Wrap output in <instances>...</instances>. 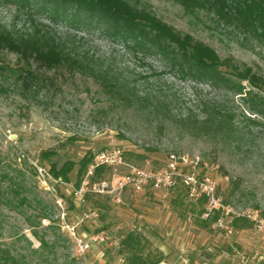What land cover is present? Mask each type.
Returning a JSON list of instances; mask_svg holds the SVG:
<instances>
[{"label": "rangeland", "instance_id": "374dc122", "mask_svg": "<svg viewBox=\"0 0 264 264\" xmlns=\"http://www.w3.org/2000/svg\"><path fill=\"white\" fill-rule=\"evenodd\" d=\"M126 1L181 37L210 47L233 67L198 66L153 33L145 38L137 28L62 0H0V25L15 31L37 25L54 34L91 65L121 79L129 98L125 102L108 92L100 78L67 68L45 71L33 63L36 80L26 87L14 75L0 78V251L13 264H120L118 259L126 258L122 240L136 234L143 253L158 264H264V237L249 219L236 217L264 218V37L233 7L227 16L202 10L195 19L172 0ZM2 59L12 69L22 66L13 54ZM245 68L258 84L236 76ZM145 95L152 102L137 98ZM157 100L166 108L156 110ZM213 108L234 118L231 132L221 135L214 124L202 126ZM186 116L191 119L184 121ZM114 148L141 168H164L169 154L198 156L215 165L218 194L234 212L232 226L240 218L250 228L233 226L227 236L214 220L204 226L200 206L189 200L174 205L171 193L126 191L113 202L112 196L91 191L92 184L111 177L108 170L89 176L92 162L79 185L87 190L80 206L73 192L79 166L68 182L50 173L51 165L60 168ZM94 201L107 209L94 207ZM88 210H96L98 219L78 232L104 229L111 240L78 259L64 225L77 223Z\"/></svg>", "mask_w": 264, "mask_h": 264}, {"label": "trees", "instance_id": "16d2710c", "mask_svg": "<svg viewBox=\"0 0 264 264\" xmlns=\"http://www.w3.org/2000/svg\"><path fill=\"white\" fill-rule=\"evenodd\" d=\"M75 4L89 12L99 11L105 15L109 20L120 22L126 28H137L140 34L147 38L148 33H153L155 37H159L176 45L185 56H188L196 65L201 67H233L226 62L219 60L216 52L201 43H194L189 36L181 37L171 27L158 20L154 15L145 11L137 10L132 7L126 0H62ZM184 11V14L190 18L198 19V13L202 10L217 9L219 13L227 16L230 8H234L235 12L246 13L253 25L255 26L254 33H259L258 37H264V0H172ZM34 23V21H31ZM258 29H261L259 32ZM5 53L13 54L22 62L21 67H11L5 65L2 56ZM33 63L41 67L45 71L57 70L59 68H67L70 73H79L89 75L93 78H100L103 81L102 87L106 88L108 92L114 93L125 102L129 100L122 93L127 85L121 79L115 78L109 74L108 71L99 67L91 65L86 60L84 55H79L75 46H67L60 38L54 34L43 30L41 27L35 25L28 31H15L14 29L0 25V78H5L14 75L16 81H21V84L30 86L36 80ZM235 70H238L235 68ZM241 80H247L252 84H258L255 74L250 68L238 71L235 73ZM133 90V88H131ZM139 98L142 103L152 102L149 95ZM129 102V101H128ZM140 102V103H141ZM163 102L157 100L154 103L155 109L159 106L166 108ZM153 104V103H152ZM191 118L186 116L184 121H189ZM196 119V117H195ZM204 128L216 125V130L221 134L231 132L235 128L234 118L229 113H223L217 108H213L211 113H206L201 122ZM137 159H143L141 155H134ZM93 155L87 153L78 163L72 161L64 162L60 168L51 165L50 173L56 179H61L68 182V175L73 171L75 166H79L77 175L78 179L75 182L76 189L79 188L82 177L92 162ZM105 171L104 168H97L94 171L95 176L101 175ZM174 198L171 200L172 204L182 206L187 200L185 191L178 188L171 192ZM85 199L87 197L85 196ZM191 203V202H190ZM194 204V203H192ZM200 206L202 201L197 204ZM94 207L107 209L100 201H94ZM199 210V212H200ZM101 219H103L101 217ZM215 220V217L209 220H204L203 225L207 226L210 222ZM234 228L249 229L250 222L246 219H235L233 222ZM121 248L126 253V264H158L160 261L152 259L149 255L144 254V245L142 239L136 234L127 235L121 242ZM13 260L8 254L0 251V263L13 264Z\"/></svg>", "mask_w": 264, "mask_h": 264}, {"label": "built area", "instance_id": "2783aa9c", "mask_svg": "<svg viewBox=\"0 0 264 264\" xmlns=\"http://www.w3.org/2000/svg\"><path fill=\"white\" fill-rule=\"evenodd\" d=\"M120 148L104 150L93 156L88 175L92 176L95 169L104 168L110 171L108 180L92 184L94 193L112 196L113 202L119 203L123 193L131 191L137 194L164 193L170 194L182 188L187 200L197 204L202 201L201 218L209 220L215 217L213 226L223 231L225 235L233 234L232 217L234 212L225 205L218 194L217 172L215 165L202 162L198 156L169 154L164 168L149 169L128 164ZM228 181V177H222ZM76 204L84 205L87 190L79 187L73 190ZM237 214L236 217L247 218L253 224L255 233L264 237V218L258 215ZM235 217V218H236ZM98 219L96 210L82 211L75 224H65V230L74 247L75 256L85 259L89 252L96 247L107 245L111 238L104 230L79 233L82 226ZM124 264V258L118 259Z\"/></svg>", "mask_w": 264, "mask_h": 264}]
</instances>
